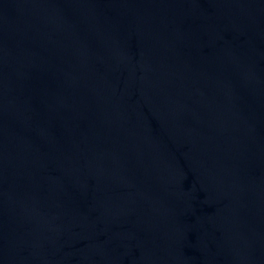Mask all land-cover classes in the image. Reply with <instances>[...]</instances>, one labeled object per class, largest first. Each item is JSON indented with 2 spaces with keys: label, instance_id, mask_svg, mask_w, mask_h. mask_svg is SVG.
Returning <instances> with one entry per match:
<instances>
[{
  "label": "water",
  "instance_id": "water-1",
  "mask_svg": "<svg viewBox=\"0 0 264 264\" xmlns=\"http://www.w3.org/2000/svg\"><path fill=\"white\" fill-rule=\"evenodd\" d=\"M0 264H264V0H0Z\"/></svg>",
  "mask_w": 264,
  "mask_h": 264
}]
</instances>
